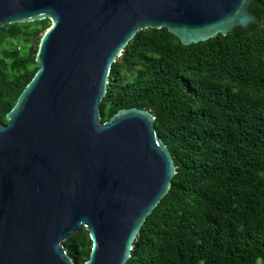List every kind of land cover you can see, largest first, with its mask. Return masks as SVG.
I'll list each match as a JSON object with an SVG mask.
<instances>
[{"label": "water", "instance_id": "95a60500", "mask_svg": "<svg viewBox=\"0 0 264 264\" xmlns=\"http://www.w3.org/2000/svg\"><path fill=\"white\" fill-rule=\"evenodd\" d=\"M253 0H0V28L49 20L36 73L0 124V264H76L63 242L81 227L83 264H127L176 175L149 112L102 122L111 66L137 32L184 46L262 20Z\"/></svg>", "mask_w": 264, "mask_h": 264}, {"label": "trees", "instance_id": "16d2710c", "mask_svg": "<svg viewBox=\"0 0 264 264\" xmlns=\"http://www.w3.org/2000/svg\"><path fill=\"white\" fill-rule=\"evenodd\" d=\"M249 34L182 45L165 28L136 33L112 64L102 122L142 109L170 150L176 175L142 226L127 264H264V0ZM49 20L0 28V124L36 73ZM83 264L82 227L63 242Z\"/></svg>", "mask_w": 264, "mask_h": 264}]
</instances>
